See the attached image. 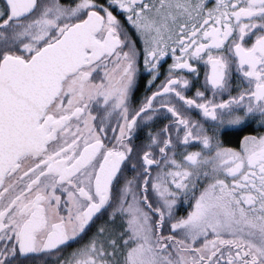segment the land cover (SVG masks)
Returning <instances> with one entry per match:
<instances>
[{"label": "snow or ice", "instance_id": "1", "mask_svg": "<svg viewBox=\"0 0 264 264\" xmlns=\"http://www.w3.org/2000/svg\"><path fill=\"white\" fill-rule=\"evenodd\" d=\"M38 260L264 264V0H0V264Z\"/></svg>", "mask_w": 264, "mask_h": 264}, {"label": "flooded vegetation", "instance_id": "2", "mask_svg": "<svg viewBox=\"0 0 264 264\" xmlns=\"http://www.w3.org/2000/svg\"><path fill=\"white\" fill-rule=\"evenodd\" d=\"M169 62H170V60H169ZM165 67H166V64H165ZM161 79H163V77H161ZM147 80H148V76H144L143 77V79H141L140 81H139V87H138V90H137V92H136V96L137 97H141V96H143L144 95V93H145V86H146V83H147ZM160 81L159 80H157L156 81V83L158 84ZM153 88H154V86H153ZM151 91V89H149V92ZM252 129H246L245 131H251ZM256 131H261V129H255ZM244 133H240V135L242 136ZM233 143H235V141H233ZM183 211H186V209H181V212H183ZM37 264H41V261L40 260H38L37 261Z\"/></svg>", "mask_w": 264, "mask_h": 264}]
</instances>
